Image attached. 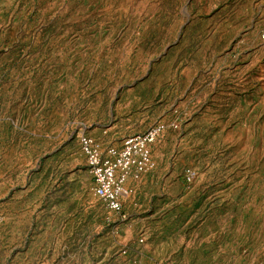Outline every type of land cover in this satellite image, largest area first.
<instances>
[{"label": "rangeland", "instance_id": "1", "mask_svg": "<svg viewBox=\"0 0 264 264\" xmlns=\"http://www.w3.org/2000/svg\"><path fill=\"white\" fill-rule=\"evenodd\" d=\"M262 36L264 0H0V264H264ZM161 124L110 212L79 137Z\"/></svg>", "mask_w": 264, "mask_h": 264}, {"label": "built area", "instance_id": "2", "mask_svg": "<svg viewBox=\"0 0 264 264\" xmlns=\"http://www.w3.org/2000/svg\"><path fill=\"white\" fill-rule=\"evenodd\" d=\"M262 39L264 40V36ZM164 128L161 124L153 126L141 135L128 137L124 140L122 149L117 151L110 148L106 150L104 157L101 156L102 147L97 141L85 135L79 137L80 149L86 158L94 194L104 203L107 210L120 214L122 184L125 179L129 176L136 178L153 167L147 147L160 136Z\"/></svg>", "mask_w": 264, "mask_h": 264}]
</instances>
